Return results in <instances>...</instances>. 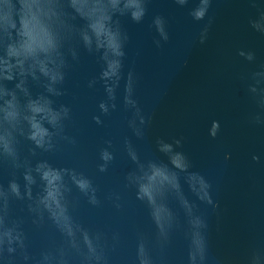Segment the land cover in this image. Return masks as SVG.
Listing matches in <instances>:
<instances>
[{
  "label": "water",
  "instance_id": "95a60500",
  "mask_svg": "<svg viewBox=\"0 0 264 264\" xmlns=\"http://www.w3.org/2000/svg\"><path fill=\"white\" fill-rule=\"evenodd\" d=\"M0 264H264V0H0Z\"/></svg>",
  "mask_w": 264,
  "mask_h": 264
}]
</instances>
